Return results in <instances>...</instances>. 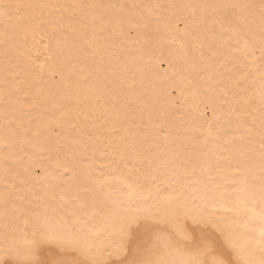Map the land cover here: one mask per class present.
Returning a JSON list of instances; mask_svg holds the SVG:
<instances>
[{
	"label": "snow or ice",
	"instance_id": "obj_1",
	"mask_svg": "<svg viewBox=\"0 0 264 264\" xmlns=\"http://www.w3.org/2000/svg\"><path fill=\"white\" fill-rule=\"evenodd\" d=\"M0 264H264V0H0Z\"/></svg>",
	"mask_w": 264,
	"mask_h": 264
}]
</instances>
